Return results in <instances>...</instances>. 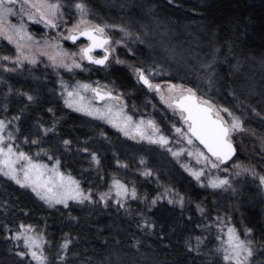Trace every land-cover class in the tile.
I'll list each match as a JSON object with an SVG mask.
<instances>
[{
  "label": "rangeland",
  "instance_id": "rangeland-1",
  "mask_svg": "<svg viewBox=\"0 0 264 264\" xmlns=\"http://www.w3.org/2000/svg\"><path fill=\"white\" fill-rule=\"evenodd\" d=\"M256 1L264 3V0ZM51 2H55V0H51ZM72 2L73 0H61V3L68 5V7L64 10L63 18L58 21L59 26L54 29L45 27L43 23H34L27 16L24 17L23 23L27 33L32 36V40H22L21 43L26 45L24 48L25 55L35 57L37 60L35 65L25 62L23 67H17L15 72L4 71L5 67H13L14 65L9 61H4L2 57L9 56L14 59L16 47L15 44H10L7 39L0 37V119H11L17 115L21 117L19 121L14 122L20 129L15 144L20 150L33 156L40 151V148L50 152L54 151L56 158L61 160V170L70 173L74 179L78 180L85 194L91 190L96 200H99L101 193L109 191L113 179L120 180L129 188L135 185L141 197L144 195L148 197L147 201L143 199L129 200L128 206L131 213H125L124 209H118L114 200L109 201V207L97 203L83 206L73 205L72 209L83 214H90L92 213L91 210L110 211L118 214L124 220L137 224V221L141 220L142 214L144 219L152 222L149 213L158 206L166 205L177 209L179 215L181 217L183 215L192 224L193 234L186 238L184 243L188 244L191 241L195 245L197 236L203 238L199 254L193 251L198 256L224 263L222 254L216 251L220 247V240L217 237L222 236L227 239L228 229L233 228L240 239L252 241L253 247L257 250L256 259H264L259 255L260 249L264 248V242L253 237V230L250 235L245 234L249 227L245 225L239 208L242 202L251 208L256 205L260 208L264 220V190L260 188L258 178L244 171V169H254L258 175H264V152L261 150L262 142L260 139V137H264V123H261L250 108L251 106L257 111L264 110V58L245 60L227 58L225 61L218 58V53H216L215 71L217 76L215 79L217 88L209 91L206 80L197 78V73L203 75L197 61L211 60L212 53L216 49L213 41H208L204 31L198 30L195 34V29L191 25L181 22L169 23L155 18L151 11L152 8L146 0H85L90 9L88 16L90 22L108 26L105 29L111 38L112 57L99 70L94 71V66L83 60L81 61L82 68L69 72L63 68L54 67L48 57L63 50L68 53H76V59L79 60V49L85 43L73 44L63 39V36L67 34V29L79 20L76 10L71 6ZM10 19L13 23L19 22L16 17ZM145 25L146 28L143 27ZM31 27H34L35 31L38 32L37 35L35 31L31 30ZM120 27L127 29L130 35L121 32ZM137 36H140L144 43L137 40ZM56 45L60 46L59 49L55 47ZM194 56L196 57L195 60L193 59ZM117 60L120 63H117ZM193 65L196 67V73L192 71ZM235 65L240 66L239 71H235ZM111 67L124 69L137 87L140 86V83L135 69L142 68L146 70V75H149L152 81L161 84L164 89H167L169 84L184 85L193 88L200 96H211L214 102L230 107L236 115H241L247 126L255 129L256 136L246 133L236 134L234 144L238 150L237 158L227 164L220 165L218 169L210 166L205 167L202 158L198 162L196 153L208 154L194 140L193 144H188L187 138L183 135L187 132V128L179 121L177 115L154 93L146 91L145 95H139V89L136 87L133 91L117 89L110 80H107ZM61 80L68 86L69 90L76 88L78 84H88L91 88L99 86L119 94L124 101L121 106L113 100L99 104L92 98L91 88L81 90V94L85 97V103L92 101L94 107L111 108L113 113H119L120 116H131L136 124L144 121L146 128L149 121L153 122L155 128L158 129L157 134L153 137L163 136L168 140V144H150L146 139H130L105 121L73 111L65 105L64 98L60 94ZM229 86L236 88L237 99L226 94V89ZM9 89H11L10 93ZM20 93L31 94L36 97V100L29 102L26 96H22ZM48 97L53 99L56 106L78 114L87 121L86 136L83 140H71V151H66L62 145L64 139L59 136L56 128L60 117L54 116V109L53 112L45 110L43 114H37L27 119L28 106L41 98L47 99ZM10 102L13 103L11 106ZM5 106H7V111H5ZM25 118L27 120L23 124ZM38 121L42 122L45 127L54 125L56 133L54 135L50 133L40 146L25 144L23 142L25 136L35 138ZM177 128L181 129L180 133L176 131ZM85 141H87L86 144ZM85 146L90 152L98 154L100 158L98 168L91 163L88 154L77 151L78 148ZM174 152H178L180 155L174 156ZM189 153L192 154L189 155ZM38 159L50 167L54 163V160H48L43 153ZM117 159L120 161V165L128 164V168L118 165ZM141 160L144 161L143 164L140 163ZM201 169L204 170L205 174L201 177V181L197 182L191 172ZM148 170L151 171L152 175L146 177L142 173ZM237 173L240 174L237 175ZM217 177L229 179L233 186L240 190V195H235L226 190L201 187V184H207L209 180ZM0 181L11 182L19 187L14 181L2 175H0ZM182 183L184 187L189 183L193 184L199 195L202 194V197L195 199L186 195L179 188ZM166 189L184 197L183 209L179 205L167 202L169 196L165 192ZM24 190L30 192L48 209H63L61 205H57L55 208L49 207L39 200L30 189ZM161 194H164L163 198L154 207L151 206V200L161 196ZM197 205H200L204 210V215L201 214ZM21 224L25 228H21ZM29 225L31 229L25 232ZM204 225L210 227L205 230ZM1 227L2 222L0 221ZM0 232V247L3 248L4 257L8 259L7 263L9 264H37L31 255L24 257L17 255L20 251L27 252L23 239L15 240L18 232L38 238V243L42 245L48 261L50 262L51 255L54 258L50 264H61L56 256L57 253L65 256L67 264H109L110 261L116 262V264H139L143 259L139 257L133 245L134 256L128 263L124 260V254L120 256L95 254L88 256L89 259L87 260L70 258L62 252L60 247L66 237L70 238L69 235H63L59 246L54 248L43 229L29 223L19 222L13 225H4Z\"/></svg>",
  "mask_w": 264,
  "mask_h": 264
},
{
  "label": "snow or ice",
  "instance_id": "snow-or-ice-1",
  "mask_svg": "<svg viewBox=\"0 0 264 264\" xmlns=\"http://www.w3.org/2000/svg\"><path fill=\"white\" fill-rule=\"evenodd\" d=\"M71 6L76 10L79 20L71 28L67 29L68 34L64 35L63 39L71 40L75 44L81 37H85L90 43L80 47L79 60L76 59V53H68L63 50L57 51L55 55H49L48 59L54 67L63 68L69 72L82 68L81 61L85 59L92 64L105 65L112 50L108 47L112 42L105 35V28L108 26H101L90 22L88 19L90 9L85 0H73ZM66 7L68 5L61 3V0H55V2H51V0H0V37L7 39L10 44H15L16 47L14 59L9 56L2 57L4 61H9L14 65L13 67H5L4 71L15 72L17 67H23L25 62L32 65L37 64L35 57L25 55L24 48L26 45L21 43L22 40H32V36L27 33L26 26L23 23L24 17L27 16L34 23H43L45 27L54 29L59 26L58 21L63 18ZM11 17H16L19 22L13 23L10 19ZM143 27L146 28L147 26L145 25ZM119 30L130 35L124 27H120ZM136 38L141 43H144V40L140 36ZM55 47L59 49L60 46L56 45ZM97 48L104 50L105 54L102 58H96L92 55L93 51ZM219 51L220 49H215L209 61H197L199 63V69L203 73L202 76L197 73V78L206 80L209 91L217 88L215 79L217 73L215 68L216 53ZM193 59L195 60L196 57L194 56ZM117 63H120V61L117 60ZM239 67V65H235V71H239ZM135 71L138 74V79L144 85L160 93L161 100L165 101L168 107L179 110L181 119L187 124V132L183 133V135L187 138L188 144H193V139L198 140L210 154L209 156L202 152L196 153L198 162L202 158L205 167L210 166L211 168L218 169L221 164L235 155L237 149L234 146V136L236 134L246 133L256 136L255 129L248 127L245 119L241 115H236L230 107L214 102L211 96H197V92L191 87L169 84L167 85L168 92L177 93L174 97L175 103L173 104L169 102L173 97L166 100L161 85L151 83L149 75H146V70L137 68ZM192 71L196 73L195 65L192 66ZM232 74L234 75V72ZM90 88L91 86L88 84H78L76 88L69 90L68 86L61 80L60 94L64 98V103L68 108L83 113L86 116L93 117L94 119L105 121L130 139H146L150 144H168V140L163 136L154 138L153 134L147 131L144 121L136 124L133 122L131 116H120L119 113H113L111 108L101 109L94 107L92 101L85 103V97L81 94V90H89ZM91 91L94 93V97L101 101L105 100L106 96L113 100L118 99V97L112 95L111 91L105 94H101L99 88H91ZM10 92L11 89H9ZM226 94L232 96L234 99L238 98L235 87L229 86L226 89ZM20 95L26 96L29 102L36 100V97L28 93H20ZM250 108L251 112L260 119L261 123H264V110L257 111L256 108L251 106ZM5 111H7V106H5ZM47 111L53 112V109L48 108ZM20 119L21 117L19 115L13 116L11 119H0V175L14 181L21 189H30L39 200L43 201L49 207L55 208L57 205H61L63 209H68L69 211H71L73 205L83 206L86 204L102 203L104 207H109V201L114 200L118 209H124L125 213H131V209L128 206L129 200H148L146 195L141 197L135 185L129 188L127 184L122 183L118 179H113L109 191L101 193L99 200L94 199L91 190L85 194L84 190L80 187V182L74 179L70 173L61 170V160L56 158L54 151L50 152L49 150L40 148V151L36 152L35 156H33L28 152L20 150L15 144L17 133L20 129L18 125L14 124L15 121H19ZM148 124L152 125V122L149 121ZM36 128L35 138L25 136L23 141L25 144L40 146L45 142V138L49 137L50 133L53 135L56 133L54 125L45 127L39 121L36 124ZM176 131L180 133L181 129L177 128ZM260 139L262 142L261 150L264 152V137H260ZM86 143L87 141H85ZM71 144V140H62V145L66 151H71ZM77 151L88 154L91 163L97 166V168L99 167L100 158L96 152H90L86 146L78 148ZM41 153L47 156L48 160H54L51 167L38 159ZM191 154L189 153V155ZM173 155L178 156L180 153L174 152ZM213 157L215 159H212ZM140 163L143 164L144 161L141 160ZM117 164L120 165L118 159ZM120 166L128 168V164L126 163ZM244 171L258 178L259 186L264 190V175H258L254 169H244ZM142 174L146 177L152 175L150 170L144 171ZM204 174L203 169L191 172V175L197 182L201 181V177ZM239 174L237 173V175ZM201 187H209L213 190H226L235 195H240V190L234 187L227 178L220 179L217 177L211 179L207 184H201ZM165 192L169 196L167 201L169 204L179 205L181 209L184 208L185 200L183 196L175 192H170L167 189ZM163 195L161 194V196L153 198L150 205L154 207L163 198ZM197 208L201 211L202 215L205 214L200 205H197ZM71 218L74 220L78 219L76 217ZM217 219L219 220V217ZM20 227L25 228L23 224ZM137 227L141 230H147L154 228L155 224L144 219L142 214L141 220L137 221ZM209 227V225H204L205 230ZM30 229L31 226L29 225L25 232ZM251 233L252 229L249 228L245 234L250 235ZM21 239L24 241V247L27 249V252L20 251L17 253L18 256L24 257L31 255L32 259L37 261V264H50L48 258L44 255L42 245L38 243V238L18 232L15 240L19 241ZM217 239L220 240V247L216 251L222 254L224 264H264V259H256L257 250L253 247L252 241L240 239L235 229H228L227 239H224L222 236L217 237ZM195 240V245L191 241L188 242V251H195L199 254L203 238L197 236ZM70 243L71 240L66 237L64 243L60 246L62 252L65 254L69 249ZM259 255L260 257H264V248L260 249ZM56 256L59 258L61 264H67L65 256H62L60 253H57ZM109 264H116V262L110 261Z\"/></svg>",
  "mask_w": 264,
  "mask_h": 264
},
{
  "label": "trees",
  "instance_id": "trees-1",
  "mask_svg": "<svg viewBox=\"0 0 264 264\" xmlns=\"http://www.w3.org/2000/svg\"><path fill=\"white\" fill-rule=\"evenodd\" d=\"M146 1L151 6L155 18L169 23L181 22L191 25L195 29V34L198 30L204 31L208 41H213L216 49H220L218 58L222 60L264 58L263 2L256 0ZM31 30L34 32V27H31ZM35 34L37 35L38 32L35 31ZM99 68L93 67L94 71ZM107 80L122 91H133L137 88L139 95H145L147 91L142 85L135 86L128 73L119 67L109 69ZM11 104L13 103L10 102V106ZM48 108L54 109V116L60 117L56 128L61 138L74 141L84 139L88 129L86 119L56 106L49 97L41 98L28 106L27 119L43 114ZM27 119H24L23 124ZM237 156L238 150L231 161ZM179 188L195 199L202 197L191 183L185 187L182 183ZM239 208L245 225L253 230V237L264 242V220L260 208L256 205L253 208L245 206V202H242ZM0 210L2 222L0 229L4 225L19 222L32 224L43 229L54 248L59 246L63 235H69L71 243L66 256L78 260H87L88 256L95 254L100 256L124 254V260L128 263L134 256L133 245L139 257L143 258L139 264H224L188 251V244L184 243V240L192 236V224L183 215L181 217L177 209L166 205L158 206L149 213L155 227L141 230L137 224L124 220L110 211L91 210L92 213L83 214L72 208L71 211L48 209L27 190L11 182L0 181ZM71 217L78 219L74 220ZM7 260L3 248L0 247V264H9ZM53 260L51 255L50 262Z\"/></svg>",
  "mask_w": 264,
  "mask_h": 264
},
{
  "label": "water",
  "instance_id": "water-1",
  "mask_svg": "<svg viewBox=\"0 0 264 264\" xmlns=\"http://www.w3.org/2000/svg\"><path fill=\"white\" fill-rule=\"evenodd\" d=\"M101 26H102V25H101ZM67 34H68V33H67ZM67 34H66V35H67ZM105 35H106L107 37L110 38V36H109V34L107 33L106 29H105ZM110 40H111V38H110ZM66 41L72 43L71 40H66ZM80 41H83V42L85 43L84 45H87V44L90 43V42L87 40V38H85V37H81L76 43H78V42H80ZM108 47H110V46H108ZM104 54H105L104 50H103V49H100V48L95 49V50L93 51V53H92V55H93L94 57H96V58H102V57L104 56ZM111 57H112V53H111V51H110L109 59L106 61L105 65L107 64L108 61H110ZM84 61H85L86 63L90 64V65H94V66H98V67H103V66H105V65H96V64L89 63L86 59H85ZM149 79H150V78H149ZM138 81H139L140 85H142L144 88H146L149 92L156 94V95L160 98V93H157L154 89H149V88H148L146 85H144V84L142 83V81H140L139 79H138ZM150 81H151V80H150ZM151 83H153V84H159V83H156V82H153V81H151ZM159 85H161V84H159ZM92 88H99L100 91H101V94H105V93H107V92L109 91V90L104 89V88L99 87V86H93ZM161 88H162V90H163V94H164V96H165V99L167 100V99H169L170 97H173V99H171L169 102H171V103L174 104V103H175L174 97H175V95H177V93H169L167 89H164L162 86H161ZM111 92H112V91H111ZM90 94H91L92 98L94 99V101L97 102V103H99V104H104V103H106V102H108V101H110V100H113V99H110V98H108V97L106 96V97H105V100L101 101V100H99L98 98H95V97H94V93H93L92 91H90ZM112 95H113L114 97H118V99L113 100L117 105L121 106V105L124 104V101H123L122 97H121L119 94L112 92ZM197 96H199V95H197ZM160 99H161V98H160ZM162 102L168 107V104L165 103V101L162 100ZM168 108H169L170 110H172V111L177 115V117H178V119L180 120V122L183 123L184 126L187 128V124H186L185 121L182 120L181 117H180V112H179V110H178V109H174V108H170V107H168ZM153 125H154L153 122H152V125L147 124V130H148V132L152 133L153 135H156L158 131H156L157 129L155 128V126L153 127ZM137 140H138V139H137ZM193 140H194V141H195L200 147H202L203 150H204V151L210 156V154L207 152V149L204 148V146L201 145V144L199 143L198 140H195V139H193ZM234 146H235V144H234ZM235 155H236V153H235ZM235 155H233L231 159L227 160L225 163H223V164H221V165H224V164H227L228 162H230V161L235 157ZM212 159H215V158L213 157Z\"/></svg>",
  "mask_w": 264,
  "mask_h": 264
}]
</instances>
